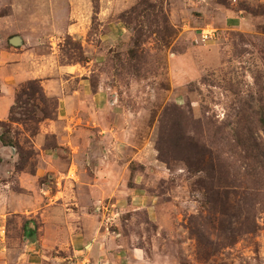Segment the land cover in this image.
<instances>
[{
    "label": "rangeland",
    "instance_id": "obj_1",
    "mask_svg": "<svg viewBox=\"0 0 264 264\" xmlns=\"http://www.w3.org/2000/svg\"><path fill=\"white\" fill-rule=\"evenodd\" d=\"M88 2L84 38L42 44L62 63L89 62L93 87L108 97L104 110L119 114L114 138L103 141L126 146L128 187L144 201L107 203L109 231L153 264H264V181L254 188V176H242L250 160L239 147L223 142L218 157L213 143L222 128L246 136L264 107V0ZM102 16L124 33L102 42ZM202 29L213 37L202 41ZM34 103L54 117L56 100ZM31 125H0V133L24 141L18 134ZM254 135L264 139L263 130Z\"/></svg>",
    "mask_w": 264,
    "mask_h": 264
},
{
    "label": "crops",
    "instance_id": "obj_2",
    "mask_svg": "<svg viewBox=\"0 0 264 264\" xmlns=\"http://www.w3.org/2000/svg\"><path fill=\"white\" fill-rule=\"evenodd\" d=\"M17 2L0 0V121L8 118L16 88L29 80L56 100V110L38 123L35 135L23 128L18 134L24 139L19 144L31 150L21 169H15V148L0 144V264H153L142 249L115 238L107 223V203L125 207L144 201L128 187L126 146L103 141L114 138L119 114L104 110L108 97L93 87L89 62L62 63L42 41L84 38L91 5L23 0L20 7ZM100 19L102 42L124 33L120 22ZM13 36L21 44L14 45Z\"/></svg>",
    "mask_w": 264,
    "mask_h": 264
},
{
    "label": "trees",
    "instance_id": "obj_3",
    "mask_svg": "<svg viewBox=\"0 0 264 264\" xmlns=\"http://www.w3.org/2000/svg\"><path fill=\"white\" fill-rule=\"evenodd\" d=\"M40 85L41 84H39L37 80H29L25 85L21 86L20 90L15 93L14 104L10 107L8 118L5 121H0V125L34 123L35 125H31L28 130L30 131V135H35L39 125L38 123L46 118H51L50 113L45 112L42 108L40 109V107L36 106L34 103V101L38 99L43 103L46 102L47 97ZM256 110L257 111L251 114L253 123L251 125V131L246 136L242 137L239 133L233 136L230 133H225L222 128L216 132L217 139L213 141L214 144L221 147L218 157L224 152L222 148L223 142H225L224 145H230L229 147H239L241 149L239 151L245 153L243 157H246L250 161L246 164L248 170H246L242 176L253 175L254 188L256 187L257 181H264V139L258 135H254V133H257L258 129L263 130L264 133V107L260 106V108ZM179 125L180 129L184 127L181 122ZM184 130L183 128V131ZM231 140H233V143H231ZM0 144L15 148L18 155V164L15 166V169H21L22 165H24L30 156L31 150H28L27 153L23 152L21 144H19L16 137L10 135L9 129H5L0 133ZM227 152L230 155H236L238 151L227 150Z\"/></svg>",
    "mask_w": 264,
    "mask_h": 264
},
{
    "label": "built area",
    "instance_id": "obj_4",
    "mask_svg": "<svg viewBox=\"0 0 264 264\" xmlns=\"http://www.w3.org/2000/svg\"><path fill=\"white\" fill-rule=\"evenodd\" d=\"M213 37V34L211 32V30L209 29H202L200 34H199V38L202 40V41H206V40H209Z\"/></svg>",
    "mask_w": 264,
    "mask_h": 264
},
{
    "label": "water",
    "instance_id": "obj_5",
    "mask_svg": "<svg viewBox=\"0 0 264 264\" xmlns=\"http://www.w3.org/2000/svg\"><path fill=\"white\" fill-rule=\"evenodd\" d=\"M11 42L14 44V45H18V44H21V38L19 36H13L11 38ZM11 149L13 150V148L11 147Z\"/></svg>",
    "mask_w": 264,
    "mask_h": 264
}]
</instances>
